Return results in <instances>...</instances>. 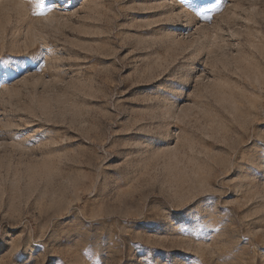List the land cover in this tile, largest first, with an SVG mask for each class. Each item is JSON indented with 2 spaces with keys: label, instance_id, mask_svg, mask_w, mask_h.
Here are the masks:
<instances>
[{
  "label": "rangeland",
  "instance_id": "1",
  "mask_svg": "<svg viewBox=\"0 0 264 264\" xmlns=\"http://www.w3.org/2000/svg\"><path fill=\"white\" fill-rule=\"evenodd\" d=\"M190 2L0 0V264H264V0Z\"/></svg>",
  "mask_w": 264,
  "mask_h": 264
},
{
  "label": "snow or ice",
  "instance_id": "2",
  "mask_svg": "<svg viewBox=\"0 0 264 264\" xmlns=\"http://www.w3.org/2000/svg\"><path fill=\"white\" fill-rule=\"evenodd\" d=\"M183 2V0H182ZM38 7H42V3L41 4H38ZM188 7L189 9L195 13L196 15H201L203 11H205V9H202L201 6L196 3V0H191L190 3H188ZM51 10V9H49ZM205 19H209V17L205 16L204 17ZM9 61L8 60H4L2 62H0V73H8L9 71H20L21 70V67L19 65H17V67L15 69H12L10 68L8 65H9ZM18 135H24L23 133L21 134H18ZM38 139V138H37ZM34 143V141H30L29 144L27 146H32V144Z\"/></svg>",
  "mask_w": 264,
  "mask_h": 264
},
{
  "label": "bare ground",
  "instance_id": "3",
  "mask_svg": "<svg viewBox=\"0 0 264 264\" xmlns=\"http://www.w3.org/2000/svg\"><path fill=\"white\" fill-rule=\"evenodd\" d=\"M15 143V142H14ZM15 147V146H14Z\"/></svg>",
  "mask_w": 264,
  "mask_h": 264
}]
</instances>
